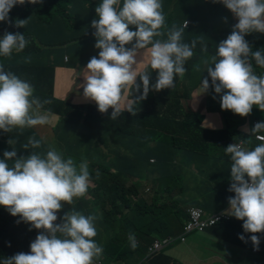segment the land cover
<instances>
[{"label":"clouds","instance_id":"obj_1","mask_svg":"<svg viewBox=\"0 0 264 264\" xmlns=\"http://www.w3.org/2000/svg\"><path fill=\"white\" fill-rule=\"evenodd\" d=\"M38 4L41 0H27ZM216 2V0H214ZM238 19L231 34L217 45L216 54L206 71L211 77L214 92H223L220 98L222 110L246 116L253 105L264 111V75L254 72L252 61L264 68V52L253 50L245 39L250 33H264V0H219ZM25 0H0V21L9 22V12L14 5ZM102 0L95 7L98 19L91 21L95 29V47L98 57H91L86 65L83 96L95 101L98 110H113L110 119L116 120L125 110L135 116L140 101L152 90L175 87V78H183L187 72L186 61L193 55L197 40L183 42L187 27L173 24L166 27L161 0ZM227 19V18H225ZM26 19H17L16 27H24ZM135 26V31L129 29ZM166 39H162L165 37ZM134 41V42H133ZM201 50L207 45L200 41ZM28 44L24 34L5 32L0 38V56L11 58L13 50L19 53ZM131 47H125V45ZM147 49V62L140 70L137 65ZM140 60H137V57ZM25 62L28 58H24ZM209 65V61H205ZM214 64V67L211 65ZM152 70L157 78L150 86ZM139 76L141 83H137ZM142 88V91H141ZM209 89L207 77L201 80L200 93ZM227 90V91H225ZM134 92H139L133 97ZM34 87L0 64V129L4 132L49 123L50 113L41 100L33 95ZM245 131H248L245 129ZM264 131V122H258L251 133ZM14 139L8 140L10 145ZM41 141L27 137L24 148L36 149ZM232 161L228 197L229 208L224 214L243 220L245 232H264V143L249 150L245 142L232 143L224 148ZM0 159V205L13 215H19L32 227L43 229L30 243L29 253H17L3 259L2 264H96L103 255V248L93 238L97 236V215H84L79 211L65 212L57 221V212L63 203L72 204L74 198L86 195L91 186L89 164L82 160L77 166L69 157L55 149L45 154L31 152L17 158L16 150L4 151ZM11 161V165L8 163ZM99 176V173H97ZM247 177V179H246ZM242 241L243 235H238ZM255 250L260 243L257 235H251ZM130 246L137 247L135 234L128 235Z\"/></svg>","mask_w":264,"mask_h":264},{"label":"trees","instance_id":"obj_2","mask_svg":"<svg viewBox=\"0 0 264 264\" xmlns=\"http://www.w3.org/2000/svg\"><path fill=\"white\" fill-rule=\"evenodd\" d=\"M85 1L84 9H80L82 0H41L38 4H30L25 0L22 5H14L9 12V22L0 21V38L6 31L9 33L19 32L24 34L28 44L19 53L13 50L11 58L0 56V64L4 66L5 71H11L21 79L30 82L34 87V96L41 100L51 101L50 104L44 105V109L49 111L55 122L53 130L58 148L54 149L62 153L65 159L71 157L77 166L82 160L88 161L91 184L94 187L88 188L87 193L95 195L96 199L92 197L90 201L85 200L80 203V206L88 210V215H97L98 212L102 214L101 216L97 215L99 217L96 221L98 223L97 236L93 238L103 248V255L99 260L104 264L112 262L121 264L135 253L144 257L147 244L155 238H162L168 234L174 236L180 234L188 218L189 207L196 205L207 210L208 205H214L215 212L223 208L224 205H229L228 197L233 196V192L228 190L231 183L228 167L224 168L220 163L210 161L200 149H195V152H189L186 155L188 165H191L195 158L204 160L194 172L185 169L182 162L178 165L173 164L174 159L186 151L187 143L184 141V135L180 131L174 130L172 133L176 132L177 135L170 138L172 140L170 147L166 139L167 134L172 131L170 124L175 123L176 116H184L183 114L186 113L181 101L190 95V88L197 86L199 78L200 81L205 77L208 78L209 89L206 91V98L217 104L216 108L221 110L225 124L220 129H209L201 126L199 116L190 120L197 113L191 116L185 115L186 129H191L195 134L192 143L199 147H201V141L207 143L206 132L219 138L220 145H224V148L242 140L245 142V147L252 150L261 141L254 137L255 133H251L253 127L251 123L250 129L239 128L240 124L249 120V114L242 117L239 114H234L231 110H222L220 98L223 92L219 94L214 92L208 73L197 75L190 68L193 61L198 58L210 60L211 54H213L212 50L210 53L195 54L189 66H185L187 73L178 80L181 93L168 90L167 94L155 96L156 94L153 92L147 95L150 104H155L156 100L166 101L162 110L149 114L145 125L164 135V148L167 146L169 152L163 150L159 154L155 150H151L147 154V147L142 140L131 146V152L123 150L116 152L113 162L110 163L107 160H98L90 152L85 151L83 143L91 137V126L97 115L94 112L95 108L83 103L81 99L75 98L72 94L64 98L59 97L56 94L54 81L56 66L74 67L76 61L73 59L66 64H61L56 57L57 54L67 53L69 60L70 52L99 53L100 51L94 46L96 37L93 35L95 29L91 27V21L98 19L95 7L102 0ZM161 2L164 11L169 4L167 0H161ZM122 4L123 0H121V7ZM26 18L28 22L24 27L15 26L17 19ZM129 29L136 30L134 25H129ZM245 39L254 51L264 52V33H250L245 36ZM125 47H131V45H125ZM24 58H28V61L25 62ZM252 64L255 74L264 75V68L257 66L255 61H252ZM259 111L260 109L253 105L251 112L259 113ZM260 116L264 119V112L260 113ZM132 120V118L123 116L118 124L119 130H129ZM28 136L40 140L33 130L16 133L15 130L4 132L0 129V159H4V151H11L13 148L16 150L17 147L24 148L22 146L27 142ZM10 139L16 141L14 145L8 143ZM175 146H177L176 149H174ZM28 149L42 155L47 152L44 146ZM16 154L17 158L29 155L21 151H16ZM82 154H85L86 158ZM152 157H154V161L150 160ZM222 157L231 162L230 154H226L225 150ZM8 163L11 165L12 162L8 161ZM97 163L104 166L100 167ZM112 166L117 167V170L113 172ZM144 166H147L148 182L154 181L155 173L170 172L165 176V179L156 183L153 191L147 192L137 183H131L135 181L140 169ZM234 221L242 232L249 236L257 235L259 237V250L254 253L256 255L264 254V232H245L242 228L243 220L231 216L230 220L220 221L212 227L224 231L231 229L237 231ZM60 222L61 219L55 223ZM39 230L41 229L32 227L30 222H24L19 215H11L5 206L0 205V264L6 257L20 252L29 253L30 243L35 240L37 236L35 233ZM130 232L134 233L135 237L141 241V244H137L135 249L130 246L128 241ZM244 245L247 246L246 243ZM252 246H254L252 242H250V246H247L250 251H252ZM165 251L166 249L146 258L147 263L145 264H174Z\"/></svg>","mask_w":264,"mask_h":264},{"label":"crops","instance_id":"obj_3","mask_svg":"<svg viewBox=\"0 0 264 264\" xmlns=\"http://www.w3.org/2000/svg\"><path fill=\"white\" fill-rule=\"evenodd\" d=\"M168 8L163 11L165 15V24L167 28H170L173 24H176L177 27L182 26L184 21L186 20L187 27L185 28V32L183 33V42L191 43L192 40H197L196 47L193 49L194 55L186 61L185 66H189L190 61L195 56V54L200 52H209L213 50V54L211 57L216 54L217 45L222 40H225L229 34H231L233 30L234 20H238L234 14L226 8L219 0H167ZM85 0H82V6L80 9H84ZM72 6V5H70ZM227 18V19H225ZM162 39H166L162 37ZM203 41L204 44L207 45V51L201 50V43ZM144 56L141 58V62L137 65V69L140 70L144 67V64L147 62V52L145 49ZM98 52H70L69 60L67 57V53L57 54V58L59 63L66 64L71 60H76L74 62V67L68 66H56L55 68V78L54 81L56 83V94L64 98L69 95H73L75 98L81 99L83 103H87L90 107H94V112L97 114L93 120L92 134L91 137L88 138L83 143V148L85 151L90 152L98 160H107L110 163L113 162L115 158V153L123 150L125 152H131V146L139 141L145 143L147 147V154L151 150H155L159 154H161L164 150V135H161L159 132L152 130L147 127L145 124L146 119L149 117V114H154L162 108H164V104L166 101L156 100L155 104H150L148 98L140 101L139 105L136 107V114L133 116L128 111H124L116 120L110 119V115L112 112V108L110 107L106 113H101L98 110V107L95 101L90 99H86L83 96V85H84V76L86 75V65L91 57H98ZM82 60H84L82 62ZM137 60H140V57H137ZM204 59L198 58V60L193 61L190 65V68L197 75H201L207 73L206 68L210 66L211 60L209 61V65L205 64ZM214 65V64H213ZM211 65V67L213 66ZM149 71L151 69L149 68ZM187 73V72H186ZM157 75H150V86L155 83ZM179 76L175 78V87L171 89H162L160 91L152 90L150 87L149 94L153 92L157 95L167 94L168 90L177 91L181 93V90L178 86ZM137 83H141L139 76L136 78ZM201 81L198 79L197 86L190 88V95L186 97V99H182L181 105L185 108V115H197L193 116L190 120L196 119L197 116L200 117L201 126L208 127L209 129H220L224 126L225 120L222 116L221 110L216 108L217 104L214 101H211L206 98V92L200 93ZM194 88V89H193ZM142 91V88H141ZM192 91V92H191ZM227 91V90H225ZM196 93V95L194 94ZM139 92H134L133 97L138 96ZM154 96V98H155ZM123 116H127L132 118L133 120L129 124V130H119L118 124L121 121ZM184 116H176V121L172 125L170 124V131L167 134V138L169 139L172 136H176V132L172 133L174 130L180 131L184 135V141L187 143V149L184 153H182L178 158L174 159L173 164H180V162L184 163L185 169L190 172H194L203 162L202 158H195L191 165L186 163V155L189 152H195V149H200L204 152L205 156L210 160L217 163H220L224 168L228 167V170L231 169V162L224 159L222 154L224 153V145H220V139L215 137L211 133H205V138L207 143H203L201 141V147L192 143V140L195 134L190 130L186 129ZM52 115L49 116V123L44 125H36L32 128H26L23 130L29 131L33 130L37 136V138L41 141V146L45 147V150H51L54 148H58L56 146V135L51 125ZM254 121V120H253ZM253 125V123H251ZM254 126V125H253ZM172 127V128H171ZM239 128L250 129V120L246 123H242L239 125ZM51 129L53 132L52 137L45 136L43 132L45 130ZM16 133H20L18 130H15ZM198 131V130H197ZM262 132V131H261ZM49 141H53L55 146L50 145ZM171 147V145H170ZM16 151L23 152L26 155L34 152V150L26 149V148H16ZM86 158L85 154H82ZM152 157L150 160L154 161ZM100 167H103V164L97 163ZM229 165V166H228ZM174 168V165H172ZM112 171H116L117 167L112 166ZM148 171L147 166H144L140 169V173H138V177L135 178V181L131 183H137L141 188H145L147 192L153 191V188L156 186L155 181L148 182L147 181ZM139 178V179H138ZM247 178V177H246ZM90 189L92 186L89 187ZM92 197L96 199V196L90 193H86L85 196L74 198L71 205L67 203H63L62 208L57 212V221L64 215L65 212L70 210L79 211L84 215H88V210L80 206V203L85 200H91ZM225 206V205H224ZM201 207V206H200ZM214 205H208V209L206 212H213L216 210ZM205 209V208H204ZM218 209V208H217ZM98 216H101V212L97 213ZM231 219V218H230ZM229 219V220H230ZM237 226V231L231 229L230 231H224L217 228H209L204 232H200V234L208 235L209 240L208 243L214 248L213 254L208 255L205 261L195 262L198 264H264V254L256 255L257 251H250L247 246H250L249 235L247 233L242 232L241 228L234 221ZM98 223H96L97 226ZM169 235V234H168ZM166 235V236H168ZM238 235H243L245 240L242 241L238 238ZM190 236V235H189ZM186 236V240L178 245H171L166 249V254L171 257L172 260H179L177 253L183 252L186 250H192L194 247H201L200 237L198 235H194L190 237L189 243L186 245V242L189 238ZM165 237V236H164ZM163 238V237H162ZM156 239V238H155ZM247 241V242H246ZM178 243V242H177ZM246 243L247 246L244 244ZM203 244V248H204ZM254 246H252L253 248ZM202 248V249H203ZM164 250V249H163ZM159 253V252H158ZM134 259L141 258V255L135 253L132 255ZM100 261L101 264H104L103 261ZM96 261V262H97ZM109 264H114L109 263ZM135 264H140L139 260ZM189 264V263H184Z\"/></svg>","mask_w":264,"mask_h":264},{"label":"built area","instance_id":"obj_4","mask_svg":"<svg viewBox=\"0 0 264 264\" xmlns=\"http://www.w3.org/2000/svg\"><path fill=\"white\" fill-rule=\"evenodd\" d=\"M236 23H238V20H234L233 25ZM258 122L259 121L255 119L253 121V125ZM254 137L261 141V143H264V131L255 133ZM240 142H242V140H239L236 143ZM234 195L235 193L233 192V196ZM228 208L229 205H226L218 211L208 213L200 206L194 205L189 207L188 218L186 219L180 234L177 236L168 235L163 238L154 239L151 243L147 244L146 258L152 257L163 249L176 244V242H184L186 240V236L192 231L204 232L209 227L214 226L220 221L229 220L231 216L224 214ZM252 249L253 251H257L254 247ZM96 264H101V262L97 261Z\"/></svg>","mask_w":264,"mask_h":264},{"label":"rangeland","instance_id":"obj_5","mask_svg":"<svg viewBox=\"0 0 264 264\" xmlns=\"http://www.w3.org/2000/svg\"><path fill=\"white\" fill-rule=\"evenodd\" d=\"M151 74H154V75H157V71L156 70H152L151 71ZM151 90V89H150ZM150 92V91H149ZM195 95H196V93H194ZM262 112H264V111H262V110H260L259 111V113H255V112H251L250 114H249V120H250V123H253V120H258L259 122H264V119L260 116V113H262ZM51 125H53L52 126V128L54 127V125H55V122H54V120H51ZM254 127V126H253ZM252 127V128H253ZM43 134L45 135V136H48V137H52V135H53V132H52V130L51 129H48V130H45L44 132H43ZM167 141H168V143L171 145V139L169 138V139H167ZM49 144L50 145H53V146H55V143L53 142V141H49ZM177 148V146H175V148L174 149H176ZM164 152H169V148L166 146L165 148H164ZM169 172L170 171H168V172H165V173H155V175H154V177H155V179H154V181H156L155 183H158V181L159 180H163V179H165V176L166 175H169ZM157 185V184H156ZM175 185H178V183H175ZM174 185V186H175ZM91 186H92V188L94 187V185L93 184H91ZM89 193V192H88ZM91 194V193H90ZM166 196H167V194H166ZM187 213H188V211H187ZM41 231H43L42 229L41 230H39V231H36V233L35 234H39ZM190 235V236H189ZM194 235H198L199 237H200V244H201V247H194L192 250H184L183 252H181V253H177L176 254V256H178V258H179V260L177 259V260H173V262H174V264H184L185 262L186 263H189V264H198V263H195V262H199V261H202V259L205 261L207 258H205V257H207L208 255H211V254H213V251H215L214 250V248L208 243V240H209V237H208V235H203V234H200V232L199 231H192V232H190L189 234H188V236H189V238H188V240H187V242H186V245L189 243V241H190V237L191 236H194ZM135 239H136V243L139 245V244H141V241H139V239L137 238V237H135ZM182 242H178V243H176L175 245H178V244H181ZM203 244H205L204 245V248H203ZM174 246V245H173ZM203 248V249H202ZM139 260V262H140V264H145V263H147L146 262V255L144 256V257H141V258H139V259H134L133 257H128L126 260H124V262H122L121 264H135L137 261Z\"/></svg>","mask_w":264,"mask_h":264}]
</instances>
